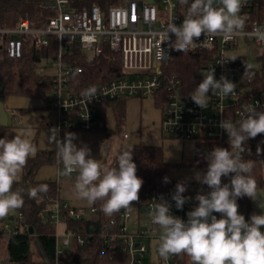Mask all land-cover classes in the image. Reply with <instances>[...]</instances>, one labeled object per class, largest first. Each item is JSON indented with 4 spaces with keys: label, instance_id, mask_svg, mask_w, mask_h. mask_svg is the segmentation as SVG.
<instances>
[{
    "label": "built area",
    "instance_id": "built-area-1",
    "mask_svg": "<svg viewBox=\"0 0 264 264\" xmlns=\"http://www.w3.org/2000/svg\"><path fill=\"white\" fill-rule=\"evenodd\" d=\"M45 2L48 8L57 10V15L51 17L42 27L31 26L28 19L18 22L13 13L0 19V44L5 47L10 58L18 59L23 56L26 43L37 48H46L52 36L57 39L55 57L43 56V62L36 69L39 75L51 77V103L56 114L55 126L59 130L74 128L76 124L85 130L94 129L99 125L98 114L105 101L119 96L155 99L157 91L165 82L168 94L162 108V129L169 137L195 142L201 139L229 141L226 131L219 127V121L228 119L238 123L244 118L241 115L244 106L255 102H259L257 110L264 111V87L259 86L257 81L260 76H264V41H257L249 35H239L229 41H225L222 35H202L195 41L197 45L200 44L195 50L213 53V60L205 75L214 68L217 80L223 75L236 84L234 94L224 96L211 93L208 107L201 109L191 98L183 97L179 78H163L164 64L175 50L171 47L176 39L174 34L170 33L167 41L168 25L173 22L179 26L184 19L178 12V0H119L107 9L98 4L81 7L75 0ZM259 6V0H247L241 10V15L246 17V33L252 32L254 28H264V16H254L257 11L263 10ZM163 12L167 17L163 16ZM159 22L162 24L157 28ZM241 40L245 43L253 41L262 48L260 55L255 58L257 67L250 66L247 57L237 50ZM75 44L91 57L100 55L104 46H109L121 54L127 73L104 84L93 85L97 88V93L89 101L70 82L75 69L77 72L82 71V67H74L65 61V55ZM158 52H162V55H158ZM128 135L125 134V137ZM257 141L264 144V134H259ZM226 178L228 177H222V184L226 183ZM175 190L150 189L144 194V207L151 213L157 201L163 197L170 205L171 214L187 221V216L178 213L179 209L172 200ZM183 195L186 197L185 193ZM64 210H68L69 215L75 218L84 215L61 199L47 204L43 212L55 225L56 236L55 256L47 264H69L62 256L67 253L66 248L73 246L72 239L78 244L89 241L87 237L65 229L66 236L60 242L59 228L64 226ZM94 210L91 208V211ZM214 215L219 216V213ZM130 216L131 208L111 219V224L118 230L112 232L110 238L127 255V264H192L190 258L183 253L172 255L167 260L161 258L158 253L161 230L150 219L148 227H138L135 232H129L127 219ZM22 220L23 214L20 213L14 220H5L3 228L16 233L23 228L20 223ZM17 223L19 226L15 227Z\"/></svg>",
    "mask_w": 264,
    "mask_h": 264
},
{
    "label": "clouds",
    "instance_id": "clouds-1",
    "mask_svg": "<svg viewBox=\"0 0 264 264\" xmlns=\"http://www.w3.org/2000/svg\"><path fill=\"white\" fill-rule=\"evenodd\" d=\"M181 3L189 4V0H181ZM246 3L247 0H215V3L214 0H192L182 24L177 26L172 22L168 25L167 41L169 34H174L176 39L171 47L183 53L200 46L195 41L202 35H222L225 41L249 35L257 41H264V28H254L250 33L244 31L246 17L241 15V10ZM203 77L190 95L201 109L208 107L210 90L212 95L234 94L236 84L223 75L217 80L214 68ZM96 93L97 88L91 86L81 95L91 101ZM258 104L245 105L241 113L244 118L238 123L228 119L219 121V127L226 131L232 149L244 151L246 140L264 134V111L257 110ZM33 136L32 127L26 126L11 139L0 138V219L24 204L21 191H13V185L20 181L28 159L37 153ZM75 139V133H66L56 147L63 163L61 175L71 177L73 172L78 173L74 183L78 199L89 205L102 201L101 211L106 216L130 209L133 202L139 201L143 180L136 174L132 150L119 155L117 167L107 168L91 158L86 145L77 147L73 143ZM206 159V172H197L194 178L211 191L195 196L198 206L187 213V221L172 215L170 205L163 197L150 213L152 224L161 230L159 256L167 260L172 255L183 253L192 264H264V231L261 230L264 227V205H257L262 211L253 213L250 221L238 212V198L247 196L255 201L257 195V182L250 175L252 162L243 160L239 152L222 147L213 148ZM230 174H233L230 183L222 184V177ZM164 182L168 183L169 178L165 177ZM186 190L184 183H177L172 194L177 209H182L191 199L183 195ZM47 191L48 186L42 184L30 189L28 195L36 198L38 193ZM213 213H220L221 218Z\"/></svg>",
    "mask_w": 264,
    "mask_h": 264
},
{
    "label": "trees",
    "instance_id": "trees-1",
    "mask_svg": "<svg viewBox=\"0 0 264 264\" xmlns=\"http://www.w3.org/2000/svg\"><path fill=\"white\" fill-rule=\"evenodd\" d=\"M78 6L90 7L93 4L100 5L107 9L113 2L119 0H75ZM178 12L182 18L187 15L189 4H182L178 0ZM260 8L254 16H264V0H259ZM13 13L15 19L20 22L28 19L33 27H42L52 17V10L46 6L45 0H0V19L5 15ZM50 44L46 48H37L30 43L25 44L24 54L21 58H10L4 46L0 44V86L4 88L0 96H25L37 99H44L52 102V80L50 76L39 75L37 66L43 62V56L54 58L57 53V39L52 36ZM213 60V53L202 50L189 52H178L174 50L163 67V78L176 76L181 80L183 97L193 93L195 88L203 80V75L208 65ZM65 61L74 67H82L81 72L75 69L70 77V82L76 91H83L93 85H100L113 79L123 77L127 71L122 64V57L119 52L112 50L109 46H104L100 55L91 57L84 52L78 44L65 55ZM258 85L264 87V76L257 80ZM258 91V90H257ZM264 91V90H263ZM166 82L156 94L155 103L163 108L167 99ZM119 96L115 99L105 101L103 105L111 104L114 107L117 119V133L122 131L125 122L126 99ZM13 125L0 124V138L11 139V129ZM259 135L245 141L244 152H239L242 159L252 162L250 175L256 180L257 187L262 186L264 178V144L257 141ZM197 154L189 165L202 167L207 170V154L215 147L226 148L237 152L230 147L229 141H212L201 139L197 142ZM259 149V152H258ZM132 150L133 162L137 166V176L142 178L143 185L139 192V201L142 204L146 201L145 192L152 188L156 189H176L179 181L170 180L164 182L168 177V170L171 166L164 158L162 146L146 145L143 143L121 142L117 151L104 167H117L119 155L125 151ZM61 159L57 155V150H38L35 157H30L24 167L22 179L13 185V191L20 190L24 199L21 208L15 210V218L23 214L20 222L23 228L18 232L8 231L3 228V222L9 220L10 216L0 219V238L7 239V264H47L55 256L56 236L55 225L51 223L48 216L43 212L47 204L60 199L59 184L57 181L48 179H37L40 168L47 164L60 163ZM183 164V163H182ZM231 175L225 179L230 183ZM184 183V182H182ZM46 184L48 191L38 193L36 198H30L28 192L34 187ZM251 198L245 196L238 198L237 203L246 205L249 209ZM102 201L92 204L94 211L84 214L81 218L69 215L68 210H64L62 217L63 224L67 231L87 237L89 241L84 244L74 243L71 250L62 256V259L69 264H127V255L123 252L119 244L111 237V233L118 230L111 224L113 217H119L120 212L112 216H106L101 211ZM19 226L17 223L15 227ZM31 228L33 231H31ZM37 251L39 258H34ZM1 264V262H0Z\"/></svg>",
    "mask_w": 264,
    "mask_h": 264
},
{
    "label": "crops",
    "instance_id": "crops-1",
    "mask_svg": "<svg viewBox=\"0 0 264 264\" xmlns=\"http://www.w3.org/2000/svg\"><path fill=\"white\" fill-rule=\"evenodd\" d=\"M4 99L5 108L9 114V122L13 125L11 138L15 136V133L20 128L31 126L34 131L32 141L36 145L37 151L57 150V143L65 138L66 133H75L76 139L73 143L77 147L86 145L90 149L91 158L97 159L102 167H104L106 162H110L114 156L110 152L111 149L105 143L106 136L117 133V119L113 105L108 104L100 107L98 114L99 125L94 129L85 130L76 124L74 128H62L59 130L55 126L56 114L52 109L50 101L16 95L5 96ZM125 100V122L122 131L117 134L121 135L122 140H129L132 144L143 143L163 147L164 158L166 162L171 164L168 170V178L184 182L187 187L184 193L186 197L191 198L186 201L188 205L178 210L179 214L187 216V210H194L198 206L195 196L198 193L206 195L211 191L207 185L197 182L194 178L197 172L203 173L206 170L202 167L189 165L196 157L197 143L193 140H180L164 134L162 129V108L156 105L154 98L127 97ZM10 113L12 114L11 118ZM125 134H129L128 137H125ZM117 144L119 145L120 142H116L118 148ZM62 164L61 160L60 163L42 166L37 173V179L57 181L60 199L69 203L81 213L87 214L90 212L92 205L78 199L75 194L74 183L78 173H72L71 177L61 175L63 171ZM23 175L24 169L21 179ZM133 203L137 206L139 213H148L143 203ZM138 217L137 228L148 227V225L142 226L140 215Z\"/></svg>",
    "mask_w": 264,
    "mask_h": 264
},
{
    "label": "rangeland",
    "instance_id": "rangeland-1",
    "mask_svg": "<svg viewBox=\"0 0 264 264\" xmlns=\"http://www.w3.org/2000/svg\"><path fill=\"white\" fill-rule=\"evenodd\" d=\"M161 4V2H160ZM52 10V17L56 16L57 15V10L56 9H51ZM163 16L167 17V14L165 12H163ZM161 22H159L157 24V28L161 27ZM240 53L244 54L248 61H249V65L250 66H254V67H257L258 64L257 62L255 61V58L260 55L261 51H262V48L255 44L253 41H250V42H244L241 40L240 42V46L238 47L237 49ZM204 79V78H203ZM211 90L209 91L208 95L210 97L211 95ZM208 97V98H209ZM51 103V102H50ZM12 117V114L10 113V118ZM110 142V143H109ZM116 142H129V140H122V137L120 134H113V135H108L106 136V145L107 147H109L111 150V154H115L116 151H117V146H116ZM114 143V144H112ZM118 145V144H117ZM263 178H264V171H263ZM239 205V208H238V212L242 215H244L246 221H250V217L253 213H256V214H260L261 213V208H259L257 205H264V181H263V184L262 186L260 187H257V195L255 197V201L251 200V205L249 207V209L247 208L246 205H242V204H238ZM131 208V216L127 219V228H128V231L129 232H135L137 230V225H138V220H139V217L138 215H140V223L142 226H149V219H150V212H141L139 213L138 212V209H137V206L132 203V205L130 206ZM189 211H192L191 209L190 210H187V213ZM15 211L10 213L9 215H15ZM186 213V214H187ZM217 218H221V214L219 213V216H217ZM15 224V222H12ZM60 230V242H62V240L64 239V237L66 236V233H65V229H64V226H60L59 228ZM264 227H262L261 230H263ZM74 243H75V240L72 239V245L74 246ZM71 250V247H68L66 248V252H69ZM6 257H7V239L6 238H0V262L1 264H7L5 263L6 261ZM34 258H39L38 254H37V251L34 255Z\"/></svg>",
    "mask_w": 264,
    "mask_h": 264
},
{
    "label": "water",
    "instance_id": "water-1",
    "mask_svg": "<svg viewBox=\"0 0 264 264\" xmlns=\"http://www.w3.org/2000/svg\"><path fill=\"white\" fill-rule=\"evenodd\" d=\"M214 3H215V0H214ZM3 90L4 88L0 86V93H2ZM8 123H9V114L5 108V99L3 96H0V124L7 125ZM10 219L13 220L14 216H10ZM209 222H210V218H209ZM31 231H33L32 228H31Z\"/></svg>",
    "mask_w": 264,
    "mask_h": 264
}]
</instances>
